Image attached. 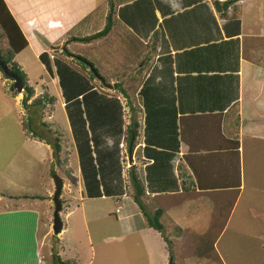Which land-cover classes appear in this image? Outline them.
Returning <instances> with one entry per match:
<instances>
[{
    "label": "crops",
    "instance_id": "crops-1",
    "mask_svg": "<svg viewBox=\"0 0 264 264\" xmlns=\"http://www.w3.org/2000/svg\"><path fill=\"white\" fill-rule=\"evenodd\" d=\"M3 2L27 40V46L14 56L17 63L19 55L25 60L27 51L29 62L45 73L40 79L44 74L56 83L58 97L67 90L73 72L88 79L73 57L63 53L68 45L63 42V36L73 24L74 28L85 32L96 25L92 33L100 31L103 28L102 22L97 24L102 20L100 16L78 25L98 5L84 15L80 13V2L47 0V4H41L38 0H30L27 11L32 6L33 13L24 15L25 21H21L19 3ZM44 5L49 25L58 27L59 32L51 29L50 32L48 25L45 29L39 27L38 11L44 9ZM60 5L64 8L59 12ZM55 14H61L62 18ZM72 14L79 16L78 19L70 20ZM116 17L144 44L152 32L158 30L159 43L145 75L135 79L137 65L123 53L124 31H110L115 49L108 50L106 35L94 42H84L99 58L111 61L113 68L111 74L104 75L108 82L100 84L88 79L89 84L82 83L81 90L68 99L63 95L59 99L77 153L82 216L87 212L101 214L93 210L92 205L86 208L91 202L113 199L115 206L122 205L123 211L119 205L113 211L116 218L119 214L118 221L124 231L122 237L137 236L139 232L140 238H155L163 255L158 262L171 264L173 257H169L166 241L159 231L149 227L131 197L132 192L112 194L118 191L117 187L115 190L109 187L114 178L119 185L121 180L125 184L123 155L127 152L128 163L141 169L147 196H177L169 201H175L174 206L178 209L172 210V206L169 212L172 216L175 213V224L185 230L181 238L184 247L195 246L196 235L203 236L209 231L208 226L216 223L210 234L219 231L214 247L222 262L227 264L226 255L217 249L227 231L234 229L238 235L246 234L243 225L253 220L258 223L261 217L264 218V211L258 212L250 205L252 195L248 193L257 187L263 191L261 197L264 199V0H236L222 17L216 12L213 0H129L117 6ZM29 33L33 42L28 39ZM86 35L90 34L78 36ZM50 45L55 48H48ZM68 51L71 55L83 56ZM45 54L53 58L49 60ZM19 63L32 86L24 65ZM88 68L94 70L90 64ZM114 83L127 90L132 105L139 107L136 112L129 110L127 99L116 91ZM126 84L130 85L126 88ZM136 86L132 97L131 92ZM33 90L37 95L35 87ZM88 90L96 92L89 101L86 98ZM23 95V90L16 95L9 90H0V106H5L1 102L10 103L21 113ZM77 98L79 106L73 104ZM132 118L138 123V136L131 152L125 149L123 133ZM30 139L41 148L49 149L45 140ZM101 169L104 172L112 170L106 180L100 175ZM180 171L186 174L184 180L190 184L183 193ZM232 189L239 192L233 207L226 213L231 199L228 191ZM0 199L4 197L0 195ZM241 199L245 203L235 218V227L230 226L231 216ZM143 201L147 204L144 198ZM146 209L152 212L149 203ZM106 212L108 215L112 211ZM38 217L37 209L32 207L0 210V264H45L39 252ZM179 239L173 241L179 243ZM60 251L61 257L64 254L62 247ZM185 260L187 263L182 260L183 264L210 263L191 256Z\"/></svg>",
    "mask_w": 264,
    "mask_h": 264
},
{
    "label": "rangeland",
    "instance_id": "rangeland-1",
    "mask_svg": "<svg viewBox=\"0 0 264 264\" xmlns=\"http://www.w3.org/2000/svg\"><path fill=\"white\" fill-rule=\"evenodd\" d=\"M13 1L19 3L20 14L22 15L20 19L21 21H25L24 18L26 16L24 15H31L33 13L32 6L29 11H27V4L30 0ZM38 1L41 4H47V0ZM59 1L63 2V0ZM72 1L80 2V13L83 12L82 14L86 15L97 5H103L105 8L107 0ZM63 8L64 6L60 5L59 12ZM46 10V5H44V9L38 11L40 16L39 27L45 29L44 27L48 25V30L50 32L51 30L59 32V29H57L58 27L49 25V17L46 19ZM54 16L59 19L62 18L61 14H55ZM77 17L79 16L72 14L70 20L78 19ZM101 22L104 24L103 19L99 20L97 24L99 25ZM73 25L75 26V24ZM74 26L72 29L70 28L67 30L63 36V42L68 44L66 46L67 49L72 52L82 53L83 56L87 57L86 59L100 69L99 71H101L102 75L111 74L110 70L113 68L111 66V61L108 62L103 58H99L96 52H94V49L86 43L71 39V36L93 34L92 31L96 25L87 30V32L83 29H76ZM45 31H47V29ZM43 33L47 35L46 32ZM49 34L52 35L51 33ZM105 37L107 38V45L109 44L108 50L113 49V47L115 49V42L110 40V31ZM28 39L30 42H33L34 38L30 33ZM95 40H97V38L91 39L90 41L94 42ZM51 46L52 45L48 46V48L54 49V47L52 46L53 48H51ZM62 48L63 47L60 49ZM123 53L125 54V48L123 49ZM45 55L48 59L53 58L50 54ZM18 59V64H20L19 61L22 62L31 78L32 86L35 87L37 92V95L34 93L30 100L35 99L38 95L44 94L51 95L52 98H55V101L52 104L47 103L44 107L43 105H30L25 107L21 103V113L13 109L10 103L5 104L1 102V104L5 106H0V195L4 197L3 200L0 199V210L9 207H32L37 209L39 213V252L45 264H53L52 255L61 252V247L64 250V254H61V258L69 261L76 260L77 262L74 261L75 264H160L158 261L163 255L161 254V249H159V245H157L155 238H140L139 232L137 236L133 234L122 237L124 231L121 228L122 224L118 221L119 214L117 218L113 215L115 207L119 204L115 206L113 199L104 198L100 201H90L91 204H88L89 201H86L85 204H88L86 208L92 205V209L101 212V214H90L87 212L84 217L82 216L81 209L79 208L81 199L79 198L78 192L81 177L78 172L79 164L76 158L77 153L75 152L76 150L72 142L73 138L69 134L68 126L64 118L65 116H63V109L60 107L61 101L59 99L61 95H63L65 99L79 89L81 90L83 86L82 83L89 84L88 79L85 80L84 78H80V73L75 70L76 72L72 73V78L68 80L69 86L67 85V90H63L65 93L63 92L60 97H58L56 95V83L49 80L38 66L29 62L27 51L24 54L25 60H22L21 55H19ZM21 69L23 68L21 67ZM42 73H44L43 78L40 79ZM4 79V76L0 72V90H10V85H12L11 78ZM94 80L98 81L100 84L103 83L101 79H97V77H95ZM129 85L130 84H126L125 87L127 88ZM111 89L112 87L106 91L108 92V90ZM90 92L91 90H88V93ZM92 94H96V92H91L87 95V101H89ZM106 101L107 100H104V102ZM73 104L79 106L80 101L78 98ZM42 121L49 125L52 130L62 131L65 136L64 138L68 140V165L74 170L73 174L77 179L76 185L69 183L58 167L55 166L53 149L50 145H47L49 149L46 148L47 150H45L30 141V138L33 136L30 135L29 131L43 129L40 125ZM44 135L48 140L51 139L50 141H52V136L50 134L44 132ZM45 143L42 141L43 146ZM123 156L125 160L123 163L126 177L125 184H123L121 180V185H119L117 179L114 178L109 187L113 190L117 187L116 189L118 191L112 192V194H120L121 191L124 194H129L133 191L130 180L127 179L128 169H126V167L130 165L128 163L129 157L127 152L124 153ZM133 159L134 158H132V160ZM52 170H55V175L51 173ZM111 171L112 170H108L104 172V170L101 169L100 175L106 180ZM56 178H60L62 181L61 192L59 194L61 203L59 215L63 225L58 234H53L52 220L54 203L52 197L55 192ZM105 187L107 188V186ZM258 187H261V184H259ZM248 193L252 195L250 200H252L253 203L250 205L258 212L264 211V199L261 197L263 191L256 187L255 190ZM148 203L149 202H147V204ZM244 203V199L237 202L235 213L232 214L230 219V221L232 220L230 226L235 227V218H238V213ZM119 207V209L122 210V205H119ZM173 208L172 210L175 211L178 209L175 206ZM106 211L112 212L107 215ZM169 211L167 215H163L160 218V223L164 226L163 232L168 238L165 247L168 249V253H170V249L175 251L172 261L174 264H176V262H178V264H183V262L187 263L185 259H178L179 251H176V249H178V242L173 240L175 238L179 239L181 234H177L178 231L176 228L178 225L174 222L176 219L175 213H173L172 216ZM261 218L262 220L258 223H254L253 220V222L243 225L242 229H246V234L242 233L238 235V231L236 232L234 229H230L227 231L226 237H223L218 243L217 249L226 255L227 264H264V218ZM87 233H89V238L91 239H88ZM182 241L184 243L183 239L180 242L182 243ZM154 246H157L156 250H154ZM154 251H160V253L156 254ZM208 264L213 263L210 262Z\"/></svg>",
    "mask_w": 264,
    "mask_h": 264
},
{
    "label": "trees",
    "instance_id": "trees-1",
    "mask_svg": "<svg viewBox=\"0 0 264 264\" xmlns=\"http://www.w3.org/2000/svg\"><path fill=\"white\" fill-rule=\"evenodd\" d=\"M129 0H107L105 3V8L103 5L97 6L90 14H88L83 20L78 24L93 19L98 18L99 16L103 19V28L90 35L86 36H72V40L74 41H80V42H89L91 39L98 38L101 36L107 35V33L111 30H114V32L118 33V31H124L125 33V55L126 57H129L134 61V63L137 65L136 68V74L134 76L135 79L143 78L145 75L146 69L150 65V59L155 55V52L158 47L159 43V32L158 30H155L150 35L148 41L144 44L142 43L134 34H132L127 28L122 26V23L119 21V19L116 17V8L119 4L127 2ZM236 0H226L224 2H219L218 0H213V6L216 10V12L219 13V15L222 17L224 16L227 8L232 5ZM113 25V26H112ZM27 46V40L24 37L23 33L19 29L17 23L13 19L12 15L10 14L9 10L5 6V3L3 0H0V60L3 61L10 69L15 71L18 76L20 77L22 81V89L24 91L23 98L21 100V103L23 106L27 107L30 105H43V107L48 103L52 104L55 101V98H52L51 95H38L35 97V99H32L30 103H28L29 99L33 96L34 90L33 87L28 83L26 74L22 71L21 67L18 65V63L14 60V56L23 50ZM54 47V46H53ZM51 46V48H53ZM55 48V47H54ZM63 53L65 55H70L73 57V60L76 62V64L81 69V72L83 71L86 77H88L89 80H93L95 77H99L101 81L108 82V78L101 74L99 69L95 67L88 59L81 55H71L69 51L64 48ZM88 64L93 66V72L88 68ZM86 71V72H85ZM1 74L4 76V78H9L6 76L0 68ZM94 73V74H93ZM138 77V78H137ZM133 78V79H134ZM12 80V79H11ZM138 81L136 85L138 86ZM113 86L117 88L119 93H121L126 99H127V105H129V110L131 112H136L137 109H139L138 106L132 105V100L129 98L127 90H124L122 86L119 83H114ZM136 87H133L134 90H132V97L134 95V92L137 89ZM13 95L17 94L16 89L13 87V81L12 85H10L9 90ZM93 92V90L91 91ZM90 92V93H91ZM88 95V94H87ZM69 97H67L68 99ZM41 127L43 129H39L38 131H32L30 130V135L33 137H36L40 140H45V142L50 145V147L53 149V158H54V164L58 167L60 172L64 175V177L67 179L69 183L72 185H76L77 179L74 176V170L68 165L69 161V151H68V140L64 138V134L62 131H56L52 130L49 125L41 122ZM44 132L50 134L52 136V141L48 140L47 137L44 135ZM138 136V123L137 121L132 118L131 122L127 124L124 128L123 133V141L125 145L126 150H130L131 152L134 150L136 145V140ZM128 176L127 179L130 180V184L133 187V191L131 193V197L133 201L138 205L139 209L143 213V215L146 217L147 224L149 227L161 232L162 237L165 241H167V237L165 233L163 232L164 226L160 223V218L163 215H166L167 212L172 208V206L175 205V201H169L171 197H177V196H170L167 194L157 195V196H146L145 190H144V183L142 178V172L141 169L137 168L136 165H130L128 168ZM53 175H55V170H52L51 172ZM179 176L181 178L182 183V193L185 192L188 187L189 183H186L184 180L186 177V174L179 172ZM61 178V177H60ZM231 195L229 207L226 210V213L229 212V209L233 207L236 198L238 196V189H232L228 191ZM181 193V194H182ZM181 194L179 196H181ZM143 198L149 202L150 207H152V212L147 213V204H144ZM182 199V198H181ZM217 226L216 223H213L208 226L209 231L207 233L202 235H196L197 236V242L195 246H188L184 247V244H182L180 241L182 240V236L185 234V230L180 228L179 226L176 228L178 231V234H181L179 242L178 243V249L176 251H179V257L178 259H185L187 257H196L199 260H205L209 261L213 264H224L217 253L214 243L217 238V235H219V231H215L213 235L212 233L213 229L212 227ZM223 225V224H222ZM208 230V229H207ZM174 250H170L169 257H173ZM53 264H75L74 261L69 260H62L61 257L56 253L52 255ZM171 264H174L171 262Z\"/></svg>",
    "mask_w": 264,
    "mask_h": 264
},
{
    "label": "water",
    "instance_id": "water-1",
    "mask_svg": "<svg viewBox=\"0 0 264 264\" xmlns=\"http://www.w3.org/2000/svg\"><path fill=\"white\" fill-rule=\"evenodd\" d=\"M0 68L1 71L8 76L9 78L12 79L13 81V87L16 89L17 92L22 91V81L18 74L10 69L3 61L0 60ZM55 178V177H54ZM61 187H62V181L60 178L55 179V192L52 197V201L54 203V210H53V220H52V230L53 234H58L62 228V220L59 215V211L61 208V203L59 200V194L61 192Z\"/></svg>",
    "mask_w": 264,
    "mask_h": 264
},
{
    "label": "built area",
    "instance_id": "built-area-1",
    "mask_svg": "<svg viewBox=\"0 0 264 264\" xmlns=\"http://www.w3.org/2000/svg\"><path fill=\"white\" fill-rule=\"evenodd\" d=\"M116 211H118V210L116 209Z\"/></svg>",
    "mask_w": 264,
    "mask_h": 264
}]
</instances>
